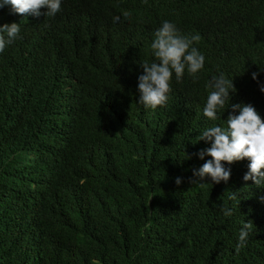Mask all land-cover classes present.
Instances as JSON below:
<instances>
[{
    "label": "trees",
    "instance_id": "obj_1",
    "mask_svg": "<svg viewBox=\"0 0 264 264\" xmlns=\"http://www.w3.org/2000/svg\"><path fill=\"white\" fill-rule=\"evenodd\" d=\"M88 9L112 10L102 42L78 25ZM42 17L0 8V25L21 27L0 53V264H264V187L243 179L250 162H225L227 182H192L211 159L199 134L227 127L230 103L264 118V0H62ZM163 21L200 35L205 64L198 79L173 74L152 110L138 77L158 62ZM221 73L237 91L212 121L203 109Z\"/></svg>",
    "mask_w": 264,
    "mask_h": 264
},
{
    "label": "clouds",
    "instance_id": "obj_2",
    "mask_svg": "<svg viewBox=\"0 0 264 264\" xmlns=\"http://www.w3.org/2000/svg\"><path fill=\"white\" fill-rule=\"evenodd\" d=\"M147 3V0H144ZM87 4L84 3L83 6ZM11 5L14 13L20 15H34L54 17L60 10L62 0H0V8ZM45 8V12L41 9ZM11 11V10H9ZM81 15L77 17L78 25L92 28V38L99 40L98 36L104 31L112 30V10L94 11L91 9L80 10ZM131 13L123 12L125 19L130 18ZM120 16L113 17V22H118ZM15 21V20H14ZM21 27L18 22L0 25V53L13 44L20 37ZM155 39L150 47L158 62L141 64L143 74L138 77L139 101L146 108L155 110L166 106L169 94L172 92V79L175 74L177 81L182 80L185 71L193 78L198 79L197 74L204 68L205 56L194 44H198L201 37L199 34L185 36L180 34L177 26L170 21H163L162 26L154 33ZM88 38V37H86ZM44 45L48 42L45 38L40 39ZM89 47V46H88ZM264 71V69H261ZM259 73L253 72L252 78L258 81ZM259 82V81H258ZM208 87L213 90L209 93L203 114L208 119L215 121L218 113L225 109L231 94L237 91L233 80L228 79L223 73L213 77ZM264 92V84L260 85ZM231 112L226 121L227 127L212 126L206 128L199 134L200 140L211 142V147L201 150L198 155L201 159L205 155L210 156L199 169H193L195 178L192 182H201L206 177L219 184L227 182L231 177V169L225 167V162L231 164L236 161L247 159L248 172L244 175L245 181L252 180L257 187H264V118L251 104L230 103ZM237 110L238 113L237 114ZM176 184L182 183V178H176ZM235 199V196L232 197ZM264 201V197H261ZM226 217L233 215V210L224 207L222 209ZM253 229L251 221H245L240 228L236 253L245 247L249 234Z\"/></svg>",
    "mask_w": 264,
    "mask_h": 264
}]
</instances>
